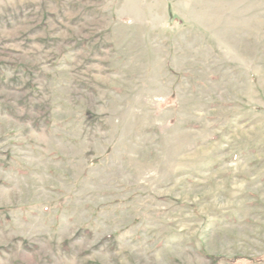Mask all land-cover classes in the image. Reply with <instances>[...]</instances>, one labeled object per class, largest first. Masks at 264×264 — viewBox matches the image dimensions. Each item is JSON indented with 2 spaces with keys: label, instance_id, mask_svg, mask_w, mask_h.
Segmentation results:
<instances>
[{
  "label": "rangeland",
  "instance_id": "1",
  "mask_svg": "<svg viewBox=\"0 0 264 264\" xmlns=\"http://www.w3.org/2000/svg\"><path fill=\"white\" fill-rule=\"evenodd\" d=\"M212 256L264 264V0H0V264Z\"/></svg>",
  "mask_w": 264,
  "mask_h": 264
},
{
  "label": "trees",
  "instance_id": "2",
  "mask_svg": "<svg viewBox=\"0 0 264 264\" xmlns=\"http://www.w3.org/2000/svg\"><path fill=\"white\" fill-rule=\"evenodd\" d=\"M211 259L213 261L212 264H217L218 261H219L218 258L217 257H214V256H212ZM250 260H253V259H250ZM235 261H237V260H235Z\"/></svg>",
  "mask_w": 264,
  "mask_h": 264
}]
</instances>
